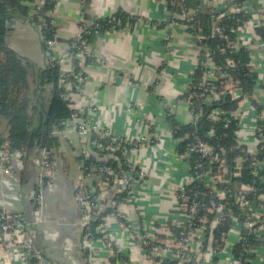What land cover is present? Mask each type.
Wrapping results in <instances>:
<instances>
[{"label":"trees","instance_id":"16d2710c","mask_svg":"<svg viewBox=\"0 0 264 264\" xmlns=\"http://www.w3.org/2000/svg\"><path fill=\"white\" fill-rule=\"evenodd\" d=\"M211 1L213 0H166L165 8L171 21L178 22L182 26L185 23H193L195 30L185 28L188 36L191 37L189 33L192 35L201 33V38L195 40L198 47L197 66L192 70L185 91L175 99L186 106L189 118L183 120L167 107L164 112V123L176 142L177 158L181 163H188L189 172L195 171V173H201L205 177L220 176L219 180H215V187L217 190H225V198L223 199L225 210L222 212L212 236L207 235L205 243L209 246L212 238L219 240L220 236H226L231 225L227 212L230 210L240 223V235L245 239L244 242L233 244L232 258L238 259L240 264H252L255 259V252H247L244 248L245 246L264 247V237L252 233L251 229L249 232V228L245 226V223L251 220V212L246 206L239 205L236 199L238 194L236 193L242 185L254 186L257 195L263 193L264 178L262 181L260 177L252 175L251 163L255 158H263L264 153H256V151L248 153V147L240 145L236 141L235 131L240 124L235 113L240 110V103L244 96L249 99L258 114L263 111V107L254 98L258 75L254 70L250 50L243 44V40L239 36L241 27L246 23L258 22L254 25L253 32L264 45V21L260 18L261 11L255 4H249V0H220L218 5L212 4ZM55 4V0H43L42 3L40 0H0V127L4 123L7 128L5 135L0 133V150H24L26 154L31 148H36L35 164L41 151L48 153L49 158L55 161L57 159L55 156L60 158L62 156L61 153H56L60 150V146L72 148L68 142L70 139L66 135H59L58 132L63 127L68 132L69 127L66 121L70 120L74 114H80L69 106L77 91L72 87L70 89L65 88L62 85V80L68 76L70 82L77 83L78 80L74 77L76 73H79L84 81L86 77L85 72L80 73L82 69L76 57L73 56L72 60L68 59L61 63L59 60L53 59L49 53L46 42L58 40L55 36V26L51 23ZM233 7L239 9L232 11L231 8ZM182 11L191 17L190 22L178 17ZM141 19L150 25H161V23H157L158 21L141 18L122 9L102 17L90 18L84 14L82 15L84 24L83 22L79 24L80 40L77 42L74 37L64 45L66 47L68 43L73 44L69 50L72 54L79 52L82 50L81 41L92 46L97 38L104 34L131 29ZM18 22H28L39 30L41 48L46 57L45 66L39 67L32 59L22 55L7 44L6 36ZM60 44L62 45V43ZM94 58V55L88 56L85 65L92 66L96 62ZM207 62L215 64L216 69L213 71L214 76L204 78L203 73L207 70L204 63ZM62 66L68 69L72 68V70L65 75ZM69 95L72 97L71 100ZM92 105L95 106V104ZM217 110H220V113L215 118L214 114ZM228 117L230 122L225 126V119ZM142 122L144 123V121ZM150 122V128L143 135L152 136L153 142L144 143L142 147H134V144H130L127 146L129 150L159 144L160 140L155 129L157 128L156 120L151 118ZM258 128L264 133V120H259ZM114 135L117 137L124 136ZM124 137L128 138L127 136ZM111 139H104L105 146L111 142ZM198 140L213 149L215 154L213 161H210L209 157H202L199 153H188L189 146ZM75 147L77 148L76 145ZM75 147L73 145V150ZM77 151H75L74 160L78 174L80 164H82V168L89 167L91 170L95 169L97 173L108 167L116 172L118 178L124 177L131 185L125 188L117 186L113 180L107 183L108 193L104 202L105 207L93 209L94 215L97 216L96 220L90 224L92 239L96 241L101 239L102 234L96 232L95 227L104 223L107 218L113 217L110 214L117 213L115 206H110L111 200L115 203H122L128 197L131 202V198L135 196L137 188L141 187L145 176L140 177L130 170L126 163L128 156L123 154L121 148L112 152L93 147L87 156ZM134 152L131 154L132 158ZM180 155H184V158L181 159ZM134 168L139 170L140 166H134ZM104 177H107L106 174ZM210 184V182L204 183L197 180L186 186L190 198H196L204 205L200 210V215L204 214L209 200L215 197V193L210 194L212 189ZM35 189L33 204L37 208L39 206L38 197L42 195L39 193L38 187ZM175 192L177 191H174V196ZM98 193L99 191L96 190L95 194ZM253 202L259 203L254 196ZM209 215L212 218L213 214ZM116 220L125 226H129L124 216L117 215ZM260 223L264 225V217ZM154 225L155 227H162V231L165 230L163 227H166L174 237H177L182 229L179 224L171 221L163 224L155 223ZM141 227L139 224V227L135 226L134 229ZM129 233L132 234L131 231ZM79 236L81 241L82 234ZM166 237L165 232L155 234L154 239L144 237L146 242L144 247L146 249H162L165 247ZM129 243V245L135 244V242ZM220 243L222 246L223 242ZM112 250L113 256L108 258L110 264H116L117 259L127 261V256L119 251L116 246H113ZM88 253L89 251L81 252L86 264H89ZM47 260L53 264L50 259L47 258ZM152 260L158 264H177V261L169 256L164 259L155 255ZM212 261L213 264H217L218 256L215 255ZM28 264H36V262L30 258ZM183 264L198 263L190 260Z\"/></svg>","mask_w":264,"mask_h":264},{"label":"crops","instance_id":"0c3cea01","mask_svg":"<svg viewBox=\"0 0 264 264\" xmlns=\"http://www.w3.org/2000/svg\"><path fill=\"white\" fill-rule=\"evenodd\" d=\"M218 1L211 2L218 5ZM258 1L250 0L249 4L257 6L264 21V10L259 8ZM55 3L52 17L55 36L62 43L61 50L77 35L84 14L90 18L102 17L122 9L161 23L160 26L150 25L141 19L131 29L108 32L97 38L92 44L96 62L87 69L80 91L73 96L74 107L92 104L99 107V123L113 134L128 138L143 135L148 129L142 120H156L159 144L134 152L133 159L144 166L147 173L131 202L127 200L120 212L133 228L141 224L142 228L148 227L147 232L161 234L165 230L155 227V223L171 221L178 224L174 191L186 181L187 171L185 164L177 158L176 142L164 123V112L168 107L183 120L189 118L186 106L175 99L185 91L190 79L197 61V44L184 26L168 17L166 0H86V3L83 0H55ZM249 29L250 34L245 36L248 40L243 37L242 42L249 48L252 61L258 64L254 97L263 107L264 120V50L253 28ZM6 42L39 67L45 66L41 36L35 26L28 22L16 23L6 36ZM250 104L247 98L240 103L241 121L245 127L256 115L255 110L248 108ZM6 131L3 123L0 133L5 135ZM67 137L72 148L62 145L56 151L62 156H55L51 176L42 174L35 164L36 148H31L23 158L12 160L9 173L0 167V211L21 215L36 243L53 264H86L79 250L78 212L73 196L78 177L74 154L79 145L72 129L68 130ZM241 142L246 146L254 142L250 131L243 134ZM73 145L77 146L74 150ZM36 187L44 199L43 205L37 208L33 204ZM33 220L37 221L34 225ZM105 227L117 238L118 250L127 256L126 262L117 259L116 264H158L147 259L138 244L129 245L114 217L107 218ZM112 252L100 241H94L88 253L89 264H110L108 258L113 256ZM206 260L205 264L211 263ZM263 262L264 251L259 247L252 264ZM9 263L3 260L0 264Z\"/></svg>","mask_w":264,"mask_h":264},{"label":"built area","instance_id":"2783aa9c","mask_svg":"<svg viewBox=\"0 0 264 264\" xmlns=\"http://www.w3.org/2000/svg\"><path fill=\"white\" fill-rule=\"evenodd\" d=\"M41 3L43 0H40ZM86 1V0H83ZM220 0L218 1L219 4ZM250 2V0H249ZM239 8H231L232 11H236ZM181 20L185 19L186 22L191 21V17H189L184 11L180 13L178 16ZM81 22L84 24V20L81 19ZM51 23L54 25L53 20ZM258 24V22L254 23H246L240 29L239 38L243 40V37L248 40L245 36L250 34V29L253 28L254 25ZM184 28H191L195 30V26L193 23L183 24ZM191 37L196 40L201 38V33H196V35H192L189 33ZM195 36V37H194ZM80 29L75 36L76 41L80 40ZM245 41V40H244ZM49 53H51V57L53 59L59 60L63 63L65 60H72L73 56L76 57L80 64V68L82 69L80 73L86 72L90 67L89 65H85V60L88 56H93L92 46H89L84 41H81L82 50L76 53L69 52L70 48L73 44H67L64 50H61V42L58 40H49L46 42ZM262 49L264 50L263 43L261 44ZM95 59V58H94ZM252 59V58H251ZM253 62V61H252ZM68 63H70L68 61ZM197 61L195 66H197ZM207 68V72L203 73L204 78L212 77L213 71L216 69L215 64L213 63H204ZM254 70L257 73L258 64L253 62ZM73 67V65H72ZM63 74H68L72 70L67 67L62 66ZM74 77L78 80L77 83L70 82L68 76L62 80V85L70 89L71 87L76 89L77 93L81 89V85L84 80L80 77L79 73L74 74ZM85 79V78H84ZM82 80V81H81ZM82 82V83H80ZM70 97V95L68 96ZM72 97H70L71 100ZM255 98V97H254ZM243 99H246L244 96ZM255 101L258 102L255 98ZM71 108L75 109V111L80 112V114H74L70 120H67L66 123L69 129H72L77 135V142L79 147L77 148V152L82 153L87 156L91 149L94 147L99 150H110L114 152V150L121 148L124 155H127V166H129L131 171H134L136 175L143 177L146 175V171L144 166L140 165L139 162H136L135 159L132 158V152L138 150H129L127 148L128 145L134 144V147L140 146L144 143L153 142L152 136L140 135L135 138H125L124 136L117 137L114 135L108 128H104L98 120V116L100 115V109L94 105H88L83 108L74 107L73 98L71 100V104L69 105ZM249 109L255 110V107L250 104L248 106ZM220 110L214 114V117L218 116ZM243 112L241 110L235 113L236 117H238L239 128L235 131V139L240 145L242 144V136L245 132L250 131L252 134L254 142L252 144H248V153H264V133L258 128L259 120H263L261 113H257L252 121L248 122V125L243 126V122L241 121V115ZM147 129L150 128V119L142 120ZM230 122V118L225 119V126H227ZM59 135L67 136L66 129L63 127ZM114 136V137H113ZM113 137V138H112ZM111 139V142L105 146L104 139ZM126 145V146H125ZM129 150V152H128ZM132 151V152H131ZM195 152L199 153L202 157H209L210 161H213L215 158V154L213 149L207 145L206 143L198 140L196 143H193L189 146L188 153ZM25 156L24 150L22 151H10L7 149L0 150V167L3 172H10V162L14 159H21ZM180 158H184V155H180ZM36 165L42 172V174L46 173V175L51 176L53 174L55 168V161L49 158L48 153L41 151L40 157L36 160ZM188 163H185L187 175L186 181L177 186L175 192V209L176 216L178 218V224L181 226V231L177 237H174L168 229L165 228V247L159 250L156 249H146L144 245L146 244L144 237H148L150 239H154L155 235L153 233H149L148 227H141L140 229H134L131 223L125 218V221L129 224V226H125L122 222H118L121 231L124 233V238L128 239L129 242H135L138 244L140 248L143 250V254L149 260H152V257L155 255H159L166 259L168 256L174 258L177 261V264H183L186 261L194 260L198 264H205L206 259L211 260L210 264H213V257L218 256L217 264H240L238 259H233L231 255V250L233 244H238L241 241L244 242L245 239L240 235V223L237 221V218L232 214L230 210H227L228 215L231 220L230 230L227 232L226 236H220L219 240L217 238H212L211 242H209V246L205 243L207 241V235L212 236V232L216 224L219 222L222 212L224 209L223 199L225 198V190H217L215 187L216 181L220 179V176H204L201 173L195 171L189 172ZM134 166H140L139 170H136ZM252 175L256 177H260L263 181L264 178V157L261 159L255 158L251 163ZM200 168V166H198ZM197 167V168H198ZM88 170V171H87ZM101 171V170H100ZM99 171V172H100ZM210 171V170H209ZM97 173L95 169H89V167H83L82 164L79 165V174L77 180L74 184V199L76 206L78 207V221L77 226L79 229V234L81 236L80 241V251L88 252L94 242L92 239V230L90 228V224L96 220L95 212L93 209L98 208L102 209L105 207V198L108 193L107 183L111 180L115 182L117 186L121 187H129L131 186L127 179L118 178L116 172L112 170V168L106 167L100 173ZM263 172V173H262ZM106 174L107 177H104ZM202 181L204 183L210 182V186L212 189L211 193H215V197L209 200L208 207L204 210V214L200 215V210L204 206L202 205L196 198H190V195L186 191V186L192 184L194 181ZM216 180V181H215ZM209 186V187H210ZM98 190L99 193L95 194V191ZM196 195V193H194ZM238 196L236 199L239 202V205L242 207H247L251 212V220L245 223V226L252 230V233L257 234L258 236L264 237V225L260 223L262 218L264 217V190L262 194L257 195L255 193V187L252 185H242L240 190L237 191ZM254 198L259 202L258 204L253 202ZM43 196L38 197V205L42 206L44 203ZM128 200V197L122 203H115L111 200L110 206H115L117 213L110 214L116 219V216H123L120 212L121 206H123ZM38 206V207H39ZM209 214H213L212 218H210ZM106 221V220H105ZM36 220H33V225L36 224ZM198 222V224H197ZM259 222V223H258ZM258 223V225H257ZM95 231L102 234L100 241L104 247L109 249L111 252L113 251V246L119 248V242L113 233L108 232L105 227V222L97 225L95 227ZM129 231L132 232L129 233ZM223 245L221 246V243ZM130 244V243H129ZM261 247V246H259ZM257 246H245V251L247 252H257ZM264 251V247H262ZM0 263L3 260H8L9 264H28V260L33 258L36 264H51L45 255H43L42 248L36 243L35 238L31 235L29 231L28 224L24 220V218L15 213L7 212V210L0 211ZM113 254V252H112ZM89 262V261H88ZM201 262V263H200Z\"/></svg>","mask_w":264,"mask_h":264},{"label":"rangeland","instance_id":"374dc122","mask_svg":"<svg viewBox=\"0 0 264 264\" xmlns=\"http://www.w3.org/2000/svg\"><path fill=\"white\" fill-rule=\"evenodd\" d=\"M254 2L257 3V1H254ZM258 6H259V8H260L261 10H264V0H259V1H258Z\"/></svg>","mask_w":264,"mask_h":264}]
</instances>
